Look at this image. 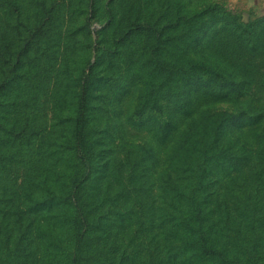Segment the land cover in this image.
<instances>
[{
	"label": "rangeland",
	"instance_id": "1",
	"mask_svg": "<svg viewBox=\"0 0 264 264\" xmlns=\"http://www.w3.org/2000/svg\"><path fill=\"white\" fill-rule=\"evenodd\" d=\"M11 1L0 0V69L12 27L30 24L38 40L31 50L34 66L24 68L28 73L16 87L19 95L15 91L20 108L14 136L22 137V144L0 145V157L10 163L2 170L10 184L4 183L7 193L30 192L39 200L50 189L67 197L74 173L66 145L68 120L87 85L86 134L94 154L82 199L95 227L104 231L99 233L108 236L105 245L116 252L115 264H162V232L172 228L163 217L173 212L176 195L170 188L188 175L178 154L182 138L218 110L238 116L230 132L242 143L255 145L264 129V10L257 0H13L20 10H11ZM42 2L52 4L49 23L59 27L43 38L34 29ZM131 24L141 29L125 38ZM196 61L219 75L185 81ZM157 67L168 70L153 73ZM150 83L163 84L171 94L156 91L162 111L140 114L141 92ZM255 161L224 174L213 189L223 201L238 200L242 246L261 264L264 162ZM41 187L47 190L39 192ZM249 208L248 215L257 220L254 234L247 212L243 215ZM38 209L37 218L65 210L58 205Z\"/></svg>",
	"mask_w": 264,
	"mask_h": 264
},
{
	"label": "trees",
	"instance_id": "2",
	"mask_svg": "<svg viewBox=\"0 0 264 264\" xmlns=\"http://www.w3.org/2000/svg\"><path fill=\"white\" fill-rule=\"evenodd\" d=\"M45 4L46 2H42L38 5L42 10L34 28L36 35L41 38L48 33L53 35L59 29L56 24L53 26L49 23L53 15L48 7L51 8L52 4H48V7ZM9 7L11 10H20L13 0ZM31 27L28 23L12 27L11 45L6 49V62L0 69V133H4V141L0 139V145L6 148L9 145L14 146V143L19 146L23 141L22 137L14 136L20 108L16 87L22 84L23 74L28 73L24 72V68L27 65L34 66L35 60L32 59L31 50L35 37L31 33ZM140 27L141 25L131 24L124 37L129 38L134 31L141 29ZM46 55L45 53V57ZM194 66L195 70L185 81L202 79L203 75H219L217 70L204 61H196ZM167 70L157 67L152 69V72L163 74ZM156 91H161L160 94L163 95L171 94L163 84L150 83L149 88H144L141 92L140 105L136 109L138 113L152 108L162 111L163 107L157 101ZM175 94H182L180 84L176 86ZM88 95V86L82 85L77 96L74 117L68 120L71 122V129L66 145H70L73 164L71 168L74 173L65 199L50 189L47 195L39 200H35L30 192L23 197H20L22 191L17 194H13L14 191L7 193L6 188L10 184L7 182L8 178H3L5 172L2 173V170L10 163L4 155L0 157V264L116 263V252L107 250L105 245L108 236L99 233L103 230L95 227L91 212L82 199V185L92 177L94 154L86 134ZM237 120L235 113L218 110L207 114L203 123L195 124L182 138L178 154L180 163L183 164L181 171H187L188 175L186 179V175H181L178 180L179 187H171L170 183L165 187L176 189V195L170 205L173 212L163 217L165 225H171L172 228L162 232V264H258L255 255L242 246L239 225L241 210L234 205L239 204L238 200L235 198L232 202L223 201L213 189L220 183L224 174L229 177L231 171H243L244 167L256 162L257 157L259 163L264 162V149H261L264 148V129L257 136L255 145L242 143L241 137H236L234 132H230ZM204 125H207V128H202ZM24 126L26 127V124ZM8 157L11 158L12 155ZM185 167L188 169L185 170ZM46 188L41 187L38 191H46ZM57 205L65 210H50L52 215L37 218V212L40 211L38 208H54ZM251 208L245 209L243 215L247 212L244 218L250 221L249 225L254 229V234L257 232V220L248 215V212L253 210ZM173 213L175 214L172 215ZM262 225L264 216L258 222V227ZM260 235L264 238V231Z\"/></svg>",
	"mask_w": 264,
	"mask_h": 264
},
{
	"label": "crops",
	"instance_id": "3",
	"mask_svg": "<svg viewBox=\"0 0 264 264\" xmlns=\"http://www.w3.org/2000/svg\"><path fill=\"white\" fill-rule=\"evenodd\" d=\"M257 7L260 8V10H264V0H257Z\"/></svg>",
	"mask_w": 264,
	"mask_h": 264
}]
</instances>
